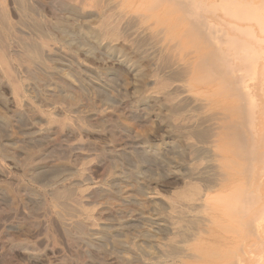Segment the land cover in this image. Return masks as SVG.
<instances>
[{"label":"bare ground","instance_id":"6f19581e","mask_svg":"<svg viewBox=\"0 0 264 264\" xmlns=\"http://www.w3.org/2000/svg\"><path fill=\"white\" fill-rule=\"evenodd\" d=\"M80 132L106 138L86 191ZM0 160L2 210H39L78 264H263L264 0H0ZM157 167L185 184L167 207Z\"/></svg>","mask_w":264,"mask_h":264},{"label":"rangeland","instance_id":"374dc122","mask_svg":"<svg viewBox=\"0 0 264 264\" xmlns=\"http://www.w3.org/2000/svg\"><path fill=\"white\" fill-rule=\"evenodd\" d=\"M119 40V41H118ZM117 41H116V43L117 44H121V45H126V43H124L121 39H118ZM122 41V42H121ZM124 43V44H123ZM128 44L130 45V42H128ZM50 46H53V44L52 43H50ZM95 56H96V58H98L99 56H98V54H95ZM79 59H80V62L81 63H83V61H88L87 63L86 62H84V64H86V65H90V64H94L95 65V63L96 62H94V63H92L93 61H97L96 59H94V60H88V59H85V58H83V56L82 55H79V57H78ZM83 60V61H82ZM79 62V61H78ZM111 62V63H110ZM88 63H90V64H88ZM113 64H115V62L114 61H112V60H110V61H108V65L109 66H111V65H113ZM92 65H90V66H92ZM114 66V65H113ZM124 74V75H123ZM122 75H123V79H124V81H126L128 84H130V83H133V80H132V77L130 76V75H128V74H126V73H123ZM152 75H150V78H147V79H145L144 81H143V83H141V85H143V91L145 92V91H147V93H150V92H152L153 90L155 91L157 88H158V86H160L161 85V83H159L160 81L159 80H157V81H155V79H153V77H151ZM20 77V76H19ZM131 78V79H130ZM153 79V80H152ZM150 80V81H149ZM21 81H23V83L22 84H24V82L26 81L25 80V78L24 79H22ZM148 81V82H147ZM154 81V82H153ZM130 82V83H129ZM26 83V82H25ZM145 83L148 85H145ZM152 83H154V84H152ZM159 85H158V84ZM156 84V85H155ZM142 87V86H141ZM146 93V92H145ZM6 94H7V92H6ZM33 105H36L37 107H39L40 109H43V110H40V111H42L41 113H42V118L43 119H45V118H47L48 116L49 117H52L53 119V121L55 122V123H59V122H61L62 120H63V117L61 116V115H59V114H57L58 112L57 111H55V110H50L51 108H49L48 107V109H47V107H46V109H45V107H42L41 108V106H39V104H37L36 102H34V103H32ZM38 108V109H39ZM3 111H7V110H3ZM49 111V112H48ZM45 113V114H44ZM49 113V114H48ZM55 113V114H54ZM57 114V115H56ZM47 117H46V116ZM48 117V118H49ZM69 119H71V118H69ZM46 120V119H45ZM57 120H58V122H57ZM15 125V126H14ZM13 125V127H12V130H13V132L14 133H17V134H20L21 132L19 131L20 129H19V126H17V124H14ZM17 127V128H16ZM15 129V130H14ZM22 130V129H21ZM92 133H88V132H84V133H82V132H80L79 134H74L72 137H71V139H69V141H71V142H73V143H81L82 145H84V148H86V149H84L83 151V157H82V159L80 160V161H78V163L76 164V166H77V168H78V175L76 174V175H74L75 177V179H79V178H82V176L83 177H86L87 179H88V181H89V183L88 184H86V185H84V186H81L80 188V190L81 191H86L88 188H89V186L91 185L92 186V184H90V183H96V182H100L101 180H99V179H102V177H104V171H103V168L102 167H100V166H98L97 165V155L95 154L96 152H95V150H88L87 151V143H88V145L90 144V143H92V144H94L95 145V143H100V142H102V143H104L105 141H106V138L105 137H103L102 135H96V134H92ZM79 135V136H78ZM81 135V136H80ZM99 137V138H98ZM101 138H103L102 139V141H101ZM105 138V139H104ZM76 139V140H75ZM98 139V140H97ZM105 140V141H104ZM96 141H99V142H96ZM87 142V143H86ZM53 154H54V152H52ZM97 154H98V152H97ZM87 156V157H86ZM89 157V158H88ZM85 158V159H84ZM0 165H3V166H1V168H3V167H5V169L7 170V171H10V173L12 174V173H14L15 172V170H13V168H12V166H11V164H9V163H7V162H4L3 163V161L2 160H0ZM96 162V163H95ZM80 163V164H79ZM95 163V164H94ZM11 166V167H10ZM10 167V168H9ZM80 167H81V169H80ZM124 167H126V164H124ZM12 168V169H11ZM83 168V169H82ZM87 168V169H86ZM102 168V169H101ZM158 168V167H157ZM4 169V168H3ZM4 169V170H5ZM85 169H86V171H85ZM11 170H12V172H11ZM87 170H89V171H87ZM102 170V171H101ZM82 171V172H81ZM157 171V173L160 175V176H164L165 177V175H166V173L164 172V170H162V169H160V168H158V170H156ZM84 173V174H83ZM164 173V174H163ZM15 174V173H14ZM81 174V175H80ZM77 177V178H76ZM3 178H1L0 177V183L1 184H3L2 182H4L3 180H2ZM163 180H164V178H163ZM91 181H93V182H91ZM165 181V182H164ZM162 183H158L156 186H155V188H154V191H155V195L158 197V199H160L163 203H164V206H166L167 207V202H170V201H173L174 200V198H175V196H176V194L177 193H179L180 191H182V187H184L185 186V184H183L184 182H179V181H173L172 179H170L169 177H168V175H167V177H165V180H164ZM23 183H24V185L26 184L24 181H23ZM26 185H28V186H30V184H26ZM88 185V186H87ZM90 186V187H91ZM85 187V188H84ZM87 187V188H86ZM83 189V190H82ZM173 199V200H172ZM96 206H97V204L96 205H93V204H88V205H86L85 206V208H86V210H88V211H90L91 212V210L93 209V211L91 212V213H93V215H94V222L92 221V224H93V227H95L96 226V228H98V226L100 225V223H103L104 221H105V218L104 217H99V216H97V213H96ZM90 207V208H89ZM23 209V210H21V209ZM95 208V209H94ZM3 208H1L0 207V211L3 213H1L0 212V232H1V236L2 237H0V257L2 258H0L1 260H0V264H13V262L15 263V264H46L49 260V262H48V264H50L52 261V263L51 264H54V263H56L57 261H59L60 260V258H61V256H62V258H61V261L64 263V264H78L76 261H74V260H72V258L74 257V255H75V252H73V251H75V249L74 248H72V247H70L69 245H68V243H67V241L63 238V236L60 234V232L57 230V228H56V226H41L40 224H42L43 223V221L42 220H45L43 217H41L42 215L39 213L40 211L39 210H34V209H28L27 208V210H26V208H23L21 205H18L14 210H12V211H10L9 209H6V210H9V211H6V210H2ZM16 209H18V210H16ZM20 210V211H19ZM29 210V211H28ZM33 210V211H32ZM19 213H18V212ZM32 211V212H31ZM36 211V212H35ZM5 212V213H4ZM17 213V215H15V213ZM22 212V213H21ZM8 213V214H7ZM13 213V214H12ZM25 213V214H24ZM31 214V215H29V214ZM36 213V214H35ZM39 213V214H38ZM7 214V215H6ZM19 215V216H18ZM28 215H29V217H28ZM12 216V217H11ZM22 216V217H21ZM32 216V217H31ZM16 217V218H15ZM98 217V218H97ZM38 218V219H37ZM9 219H12V220H9ZM23 219V220H22ZM30 219V220H29ZM32 219V220H31ZM33 219H35V220H37V221H33ZM40 219H42L41 221H40V223H39V220ZM98 219V220H97ZM16 220V221H15ZM27 220H29V221H27ZM6 221H8V222H6ZM31 221V222H30ZM9 222H10V224H9ZM11 222H13V223H11ZM16 222V223H15ZM18 222H19V224H18ZM34 222H35V224H34ZM6 223V224H5ZM15 223V224H14ZM27 223V224H26ZM32 224V225H31ZM38 224H39V226H38ZM11 225V226H10ZM12 226H15L14 228L12 227ZM3 227H4V229H3ZM34 227V228H33ZM37 227V228H36ZM39 227V228H38ZM44 228H45V230H44ZM49 228H51V229H49ZM56 228V229H55ZM25 229V230H24ZM38 229V230H37ZM3 230V231H2ZM47 230L49 231V235L48 234H46V232H47ZM53 232L52 234H51V231ZM30 231V232H29ZM39 232V233H38ZM155 232V231H154ZM3 233V234H2ZM36 233V234H35ZM46 234V235H44V234ZM60 235H59V234ZM4 234H5V236H4ZM7 234V235H6ZM42 234V235H41ZM55 234V235H54ZM158 234V233H157ZM156 233H155V235L156 236H158V238L159 239H161L162 241L163 240H165V238H166V241L168 240V238L170 239V236L171 235H169V237H168V234H159V235H157ZM57 235H58V237H57ZM7 236V237H6ZM9 236V237H8ZM41 236V237H40ZM44 236H47V237H44ZM53 236V238L52 239H49V238H51ZM161 238H160V237ZM5 237V238H4ZM36 237L39 239V240H37L36 239ZM40 237V238H39ZM58 238V240H57V238ZM164 237V238H163ZM46 238V239H45ZM55 238H56V240L58 241H56L55 240ZM10 239L13 241H15L16 242V240L19 242L20 240V242H25L26 240H29V241H27L28 243H30V244H32L33 246H34V248H35V251L37 252V257L36 258H26V256L21 252V251H19V250H17V249H14V250H7L8 248H6L8 245L6 244V242L8 243V241H10ZM6 240V241H5ZM35 240V241H34ZM41 240V241H40ZM46 240V241H45ZM48 240H50V242H52V243H50V242H48ZM65 240V241H64ZM5 241V242H4ZM32 241V242H31ZM161 241V242H162ZM166 241H163V242H166ZM26 242V243H27ZM47 242H48V245H46L47 244ZM34 243V244H33ZM65 243H66V245H65ZM53 244V245H52ZM62 244H64V245H62ZM58 248V249H55L54 250V248H56L55 246ZM43 246V247H42ZM53 246V247H52ZM68 248H67V247ZM6 249H4V248ZM259 246H257V247H254L255 249L256 248H258ZM3 248V249H2ZM72 248V249H71ZM37 249H38V251H37ZM41 249H43V250H41ZM51 249V250H50ZM70 249V250H69ZM39 250H41L42 252V256H40V251ZM60 252H59V251ZM71 250H73V251H71ZM47 251V252H46ZM49 251V252H48ZM62 251V252H61ZM38 252H39V254H38ZM45 252V253H44ZM72 252V253H71ZM7 253V254H6ZM12 253V254H11ZM74 253V254H73ZM44 254H45V256H44ZM6 255V256H5ZM12 255V257H10ZM24 255V256H23ZM59 255V256H58ZM40 256V257H39ZM65 256H66V258H65ZM11 259H10V258ZM42 257V258H41ZM26 258V259H25ZM47 260H46V259ZM64 258V259H63ZM17 259V260H16ZM41 259V260H40ZM57 261H56V260ZM59 259V260H58ZM63 259V260H62ZM71 259V260H70ZM12 260V261H11ZM27 260V261H26ZM33 262H32V261ZM4 261V262H3ZM6 261V262H5ZM11 261V262H10ZM19 261V262H18ZM22 261H23V263H22ZM43 261V262H42ZM46 261V262H45ZM8 262V263H7ZM10 262V263H9ZM117 264L116 262H114V261H107V262H104V264ZM263 264H264V262H263Z\"/></svg>","mask_w":264,"mask_h":264}]
</instances>
